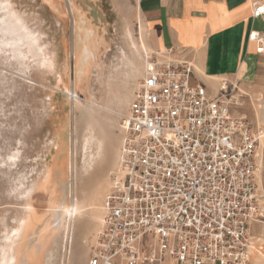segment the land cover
<instances>
[{
    "label": "rangeland",
    "instance_id": "rangeland-1",
    "mask_svg": "<svg viewBox=\"0 0 264 264\" xmlns=\"http://www.w3.org/2000/svg\"><path fill=\"white\" fill-rule=\"evenodd\" d=\"M144 21L139 0H0V25L14 29L0 31V264H88L119 162L120 115L144 56L160 52L148 47ZM226 81L220 87L234 90L239 114L264 132L263 97ZM100 141L105 160L82 175L84 146L97 152ZM76 199L85 209L67 236L65 212ZM254 228L264 253V227Z\"/></svg>",
    "mask_w": 264,
    "mask_h": 264
},
{
    "label": "built area",
    "instance_id": "built-area-1",
    "mask_svg": "<svg viewBox=\"0 0 264 264\" xmlns=\"http://www.w3.org/2000/svg\"><path fill=\"white\" fill-rule=\"evenodd\" d=\"M249 40L264 51L260 33ZM144 64L89 264H251L264 227L262 133L233 113L234 90L211 96L194 83L184 51Z\"/></svg>",
    "mask_w": 264,
    "mask_h": 264
},
{
    "label": "crops",
    "instance_id": "crops-1",
    "mask_svg": "<svg viewBox=\"0 0 264 264\" xmlns=\"http://www.w3.org/2000/svg\"><path fill=\"white\" fill-rule=\"evenodd\" d=\"M139 4L148 47L184 51L195 64V84L217 96L221 83L234 78L264 99V51L259 52L260 45L249 40L252 31L264 37V14L254 15L264 7V0H139ZM239 107L234 106L233 113L249 121L239 114ZM262 110L264 119V101ZM260 155L264 166L263 147ZM262 255H253L251 264H261Z\"/></svg>",
    "mask_w": 264,
    "mask_h": 264
},
{
    "label": "bare ground",
    "instance_id": "bare-ground-1",
    "mask_svg": "<svg viewBox=\"0 0 264 264\" xmlns=\"http://www.w3.org/2000/svg\"><path fill=\"white\" fill-rule=\"evenodd\" d=\"M2 19V18H1ZM13 28L9 25V26H1L0 25V31L4 34H11L13 32ZM2 44L6 45V46H9V45H15L16 44V41L14 39H7L6 41L2 42ZM145 45V44H144ZM147 47V46H146ZM145 47V48H146ZM149 49V48H148ZM19 49H16V52L18 51ZM147 50V49H146ZM145 50V51H146ZM150 50V49H149ZM151 51V50H150ZM2 52V51H1ZM6 52V51H5ZM148 52V51H147ZM6 54V53H5ZM138 87V86H137ZM223 88H226L227 89V86L226 85H223L222 86ZM137 89V88H136ZM136 91V90H135ZM135 93V92H134ZM73 100H74V103H80V99L79 97L76 95L73 97ZM89 109L88 111L90 112L91 110H94V105L89 103ZM100 110V109H99ZM118 115V114H117ZM124 115H120V123H119V129L120 131H122L121 129V126H122V118H123ZM92 118V116H90ZM261 133H262V140H261V146H260V153H261V150H262V143L264 142L263 141V138H264V132L259 130ZM98 151L97 152H91V146L89 144H86L83 148V155H82V158H81V161H80V164H81V174L82 175H88L91 171L94 170L95 168V165L96 163L98 162V160H101V162L103 160H105V153L103 152V148H104V142L103 141H100L98 143ZM17 156H14L13 158H16ZM261 162V160H260ZM79 172V171H78ZM260 188L262 189V185H261V174H260ZM263 190V189H262ZM28 192V191H27ZM24 193V194H27ZM263 194V193H262ZM25 196V195H24ZM75 201V200H74ZM85 207L82 206V204L76 199L74 205L71 207V208H68L66 209V218L69 217V220H68V229H67V236H68V231H69V225L72 224L80 215L83 214V211H84ZM102 209H103V206H102ZM90 210V209H89ZM64 216V215H63ZM102 216V215H101ZM90 217H93V216H90ZM101 221V219H100ZM99 221V223H100ZM64 222V221H63ZM67 224V223H66ZM63 226V225H61ZM84 227V231H86V225L83 226ZM99 227V226H98ZM13 229V228H12ZM70 238V237H69ZM260 242H264L263 239H259ZM69 243V242H68ZM71 248V247H70ZM70 251V250H69ZM259 254H263L262 252L260 251H256V247L254 248L253 250V255L255 257H261L259 256ZM14 256V255H13ZM264 256V254L262 255ZM10 257V256H9ZM15 257V256H14ZM264 258V257H263ZM6 260V259H5ZM11 261H13V258L11 259ZM8 262V261H7ZM7 264V263H6Z\"/></svg>",
    "mask_w": 264,
    "mask_h": 264
}]
</instances>
